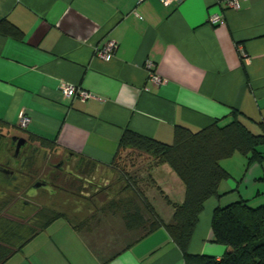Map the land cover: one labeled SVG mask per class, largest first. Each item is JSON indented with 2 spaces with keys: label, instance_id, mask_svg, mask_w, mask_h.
I'll return each instance as SVG.
<instances>
[{
  "label": "crops",
  "instance_id": "obj_1",
  "mask_svg": "<svg viewBox=\"0 0 264 264\" xmlns=\"http://www.w3.org/2000/svg\"><path fill=\"white\" fill-rule=\"evenodd\" d=\"M214 14L222 23H209ZM109 40L117 48L102 60L95 50ZM147 59L165 83L148 80ZM61 82L93 97H64ZM232 110L253 133L264 131V0H240L238 8L218 0L168 6L159 0H0L2 137H34L103 171L125 129L170 143L177 125L197 130L215 120L226 123ZM21 112L30 117L24 130L18 128ZM236 154L221 161L230 176L220 183L219 197L204 204L192 254L219 259L229 250L213 240L214 208L239 200L264 204V162L247 164L241 154L234 161ZM151 175L170 201L182 202L184 186L167 164L153 167ZM146 196L169 223L172 206L161 194ZM92 226L61 214L1 264H184L163 227L144 234L134 229L132 240L100 255L87 240L101 239Z\"/></svg>",
  "mask_w": 264,
  "mask_h": 264
},
{
  "label": "trees",
  "instance_id": "obj_2",
  "mask_svg": "<svg viewBox=\"0 0 264 264\" xmlns=\"http://www.w3.org/2000/svg\"><path fill=\"white\" fill-rule=\"evenodd\" d=\"M225 1L218 0V3L223 4ZM238 115L236 110H232V118L228 122L221 123L220 120H215L197 130L177 125L170 143L130 129L124 130L112 164L120 148L131 147L153 155L155 166L167 164L184 186L181 203L170 201L159 189L165 201L173 208L172 219L169 223H164L148 198L141 191L134 189L148 218H144L142 211L136 208L125 216L127 229H141L140 233L144 234L155 228L163 227L180 249L184 264H264V204L253 207L244 200L217 206L212 212L213 240L229 247V250L219 259L205 254H192L188 249L204 204L212 197H219L220 183L230 176L221 165V161L238 153L247 158V164L264 162V152L259 149L260 146H264V131L253 133L238 118ZM29 139L36 140L31 136ZM40 142L44 146L51 147L45 141L40 140ZM78 165L82 176H90L89 172L95 170L94 164H89L82 158L78 160ZM3 166L0 164V170L5 168ZM17 179V174L8 178L1 176L0 184L16 188L14 183ZM75 179L82 182L81 176H75ZM30 190L28 188L26 191L30 192ZM5 192V189L0 192L4 193L3 197H6ZM12 202L5 199L1 205L3 208L8 207L12 205ZM60 215L61 213L42 206L33 213L35 224L20 218L1 216L0 264L13 251L20 249L30 237Z\"/></svg>",
  "mask_w": 264,
  "mask_h": 264
},
{
  "label": "rangeland",
  "instance_id": "obj_3",
  "mask_svg": "<svg viewBox=\"0 0 264 264\" xmlns=\"http://www.w3.org/2000/svg\"><path fill=\"white\" fill-rule=\"evenodd\" d=\"M25 137L29 138L27 135ZM32 141L36 147L34 154L29 158L28 163H25V167L16 171L18 175V179L14 183L16 188L0 184V192L4 189L6 191V197H0V216L8 215L14 219L20 218L35 224L33 213L43 206L61 213L75 222H80L82 225L90 223L93 225L91 228L95 230V233L98 230L96 235L101 234L102 236H100L101 239L96 237V239L87 240L100 255L110 254L133 239L136 233L127 229L125 216L138 208L142 211L144 218H148L134 189L141 191L145 196L147 193H151L155 197L160 194V188L151 175V170L156 163L153 155L131 147L120 148L109 169L89 172L90 176H94V181H100L101 185L100 189L93 192L89 186H84L83 182L76 180L73 174L53 168L52 163L64 158V153L55 152L53 147H46L39 140ZM1 151L0 163H5L7 156L13 155V151L10 147ZM234 157L235 161L237 157L241 156L236 154ZM233 166L238 168L236 163ZM233 170L236 172L235 169ZM47 175L50 176L54 186L53 190L49 191L50 194L48 191L40 189L35 193V196L25 195V191L31 184L47 178ZM21 198L27 199L30 206L20 213L18 207ZM5 199L11 201L18 199V201H14L15 205L6 211V207L3 208L1 205ZM79 202H81L80 208L75 211ZM109 237L110 239H108Z\"/></svg>",
  "mask_w": 264,
  "mask_h": 264
},
{
  "label": "flooded vegetation",
  "instance_id": "obj_4",
  "mask_svg": "<svg viewBox=\"0 0 264 264\" xmlns=\"http://www.w3.org/2000/svg\"><path fill=\"white\" fill-rule=\"evenodd\" d=\"M13 136L6 138L0 136V150L10 147L13 150V153L15 151V146L18 143L17 139H13ZM21 137V136H17ZM25 139L24 145L20 148V151L17 155H12L8 156V159L5 163H0L3 164L5 167L3 170H0V177L8 178L10 176H13L16 174V171H20L23 167H25V163L27 162V159L29 157H32L35 151V145L34 142L31 141L28 137L22 136ZM54 169H59V170H65L67 173L72 174L73 176L77 177H82V182L84 183V186H89L93 192L96 190L100 189V181H94L93 177L94 176H82L79 172V165H78V158L74 155H66L64 158H60L58 161H55L52 163ZM51 175V173H49ZM47 175V178L37 180L35 183L31 184L30 192L25 191V195L27 196H32L34 195L38 190L44 189L48 191L53 190L54 186L51 182L50 176ZM27 188V189H28ZM54 192V191H53ZM52 192V193H53ZM18 201V199H17ZM30 206L28 204L27 199L21 198L19 200V211L20 213L24 211L26 207ZM1 217V216H0Z\"/></svg>",
  "mask_w": 264,
  "mask_h": 264
},
{
  "label": "built area",
  "instance_id": "obj_5",
  "mask_svg": "<svg viewBox=\"0 0 264 264\" xmlns=\"http://www.w3.org/2000/svg\"><path fill=\"white\" fill-rule=\"evenodd\" d=\"M142 1L144 0H138V2H142ZM159 1L165 6H168L172 2H174V0H159ZM239 3L240 0H226L224 4L227 7L238 8ZM222 21H223V17L221 14H214L209 19V23L212 25H218L222 23ZM116 48H117L116 42H114L113 40H109L102 47L96 48L95 55L102 60H107L114 55ZM241 53L243 59L247 57L246 53H244L243 51H241ZM144 67L148 72V80L152 84L159 85L165 83L166 79L162 78L156 72L155 64L151 60L147 59L145 61ZM59 91L61 95L64 97L77 96L82 100H86L88 98L93 97L92 93L81 89L79 86L67 82L60 83ZM29 122H30V117L25 112H21L19 115L18 128L24 130L29 124Z\"/></svg>",
  "mask_w": 264,
  "mask_h": 264
},
{
  "label": "water",
  "instance_id": "obj_6",
  "mask_svg": "<svg viewBox=\"0 0 264 264\" xmlns=\"http://www.w3.org/2000/svg\"><path fill=\"white\" fill-rule=\"evenodd\" d=\"M13 139H17L18 143L15 146V155H17L20 151V148L24 145L25 143V139L23 137H17V136H13Z\"/></svg>",
  "mask_w": 264,
  "mask_h": 264
}]
</instances>
